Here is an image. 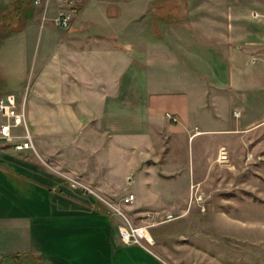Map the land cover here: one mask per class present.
I'll list each match as a JSON object with an SVG mask.
<instances>
[{"label":"crops","instance_id":"obj_1","mask_svg":"<svg viewBox=\"0 0 264 264\" xmlns=\"http://www.w3.org/2000/svg\"><path fill=\"white\" fill-rule=\"evenodd\" d=\"M60 2L40 10L0 0V47L17 40L2 67L17 69L23 84L29 52L39 56L22 93L0 92L25 97L37 148L0 141V264H162L120 239L118 215L98 192L118 207L168 211L167 200L184 193L178 184H188L189 199L192 184L208 181L225 143L210 156V142L197 139L261 122L263 112H244L254 85L243 67L263 53L249 40V21L264 15L256 10L264 0H81L68 28L53 21ZM195 141L201 169L182 175L194 160L183 152ZM73 174L96 194L70 186ZM123 179L136 186L131 202L115 191Z\"/></svg>","mask_w":264,"mask_h":264},{"label":"rangeland","instance_id":"obj_2","mask_svg":"<svg viewBox=\"0 0 264 264\" xmlns=\"http://www.w3.org/2000/svg\"><path fill=\"white\" fill-rule=\"evenodd\" d=\"M29 4L38 6L41 3L27 0ZM81 0H61L62 7L59 11L68 12L72 17L78 13ZM37 4V5H36ZM44 7V6H43ZM259 13L264 14V8H256ZM58 11V12H59ZM42 24H50L49 20H43ZM250 37L258 44L260 51L264 53V15L254 17L249 21ZM5 31H0V37ZM0 47V58L2 60L13 58L17 52V40L13 36L6 40ZM37 50V49H36ZM5 52V54H4ZM42 43L39 53L41 56ZM251 54L248 58L256 62L245 65L244 71L251 75L248 83L249 101L244 106V112H263L261 122L255 124L246 131L240 133L215 132L211 135L202 136L197 140H206L209 148L206 155H213V145L223 141V146L216 152V161L209 166L210 175L208 181L201 184H192L188 199V184L180 183L178 188L184 190L179 196L167 201L171 202L170 209L166 210H135L128 205H113L118 207L126 217L118 215L117 222L129 220L131 224L146 225L153 239L148 249L155 252L161 259L162 264H264V54ZM37 54V53H36ZM28 54L27 79L24 80L17 69L5 70L0 63L1 75L8 74V81L0 82V92L12 91L22 93L31 84L34 64L39 56ZM38 57V58H37ZM258 59V60H257ZM253 60H251L253 62ZM22 85V86H19ZM18 87H21L19 89ZM253 90H257L258 101L255 99ZM31 91L26 90V96ZM29 102L27 101V106ZM258 106V108H256ZM253 108V109H252ZM53 141V140H52ZM36 147L35 138L33 140ZM197 143L189 145L184 150V158H192L191 166L182 169V175L200 171L197 166L200 161L196 159ZM48 144L56 145L49 141ZM223 148L227 153L226 160L218 159L219 149ZM37 149V148H35ZM37 151V150H36ZM34 153V152H33ZM38 153V152H37ZM125 154V153H124ZM193 163V165H192ZM58 169V168H57ZM124 169V167H123ZM62 171L58 169V171ZM71 179L78 182L74 188H79L86 193L96 194L91 184L82 181L76 175H69ZM116 186V192L128 193L136 189L135 184L123 179ZM71 186V185H70ZM138 186V190H143ZM135 188V189H134ZM191 188V187H190ZM98 192V191H97ZM102 201H99L106 209L110 207L105 201L112 204L116 199H109L98 192ZM105 200V201H104ZM112 201V202H111ZM111 208V207H110ZM110 212H115L112 208ZM169 215V217H168ZM120 223V224H121Z\"/></svg>","mask_w":264,"mask_h":264},{"label":"built area","instance_id":"obj_3","mask_svg":"<svg viewBox=\"0 0 264 264\" xmlns=\"http://www.w3.org/2000/svg\"><path fill=\"white\" fill-rule=\"evenodd\" d=\"M34 1L36 3H47L48 0ZM70 18L71 16L68 12L60 11L53 18V21L62 28H68L70 26ZM233 115L239 117L240 112L234 111ZM166 116L173 121H177V118L169 112H166ZM0 141L3 144H10L14 150H30L36 153L33 135L26 117L25 97L18 99L17 96L12 93L0 95ZM218 159L222 161L227 159V153L223 148L219 149ZM70 185L76 187L78 182L71 179ZM133 199L134 194L128 193L122 197L121 201L127 203L131 202ZM105 203H107L117 215L126 219L123 212L118 207L113 206L107 201H105ZM117 231L120 239L124 243H135L146 249H148V245L153 243V239L146 225L131 224L129 220H125L118 225Z\"/></svg>","mask_w":264,"mask_h":264}]
</instances>
